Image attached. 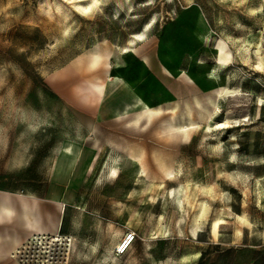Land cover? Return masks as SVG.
I'll return each mask as SVG.
<instances>
[{"label":"rangeland","instance_id":"1","mask_svg":"<svg viewBox=\"0 0 264 264\" xmlns=\"http://www.w3.org/2000/svg\"><path fill=\"white\" fill-rule=\"evenodd\" d=\"M87 1L0 0V200L60 236L26 240L18 214L27 234L0 264H264V0ZM219 88L208 126L179 139L185 104ZM167 101L180 111L135 119Z\"/></svg>","mask_w":264,"mask_h":264},{"label":"bare ground","instance_id":"2","mask_svg":"<svg viewBox=\"0 0 264 264\" xmlns=\"http://www.w3.org/2000/svg\"><path fill=\"white\" fill-rule=\"evenodd\" d=\"M85 1V0H84ZM95 0H92V3ZM88 2V1H87ZM89 3V2H88ZM91 2L85 6L79 5L82 9H88ZM255 10H251L254 12ZM154 22V19H150L147 21L140 32L134 33L131 39L132 44L141 45L145 42L146 32L149 31L150 26ZM219 52H222V48L218 46ZM133 51L131 49H125L124 53H128ZM111 59V52H107L101 50L98 47H95L90 54L89 62L91 65H95L100 61H105L108 63V60ZM142 62L147 64L148 59L145 56H142ZM110 79V78H109ZM93 87L98 89L100 99L104 97L105 94V84H94ZM226 88L217 89L213 92L214 98L211 99L209 97L205 104H202L200 99L197 97L193 98L192 104L186 103L184 106V111L182 113L181 121L177 124L176 130L179 132V139H185L186 141L190 140L192 134L199 130L201 127L208 126L207 122L211 118L213 114V110L210 108L211 106L214 108L217 103V99L225 95ZM230 94V93H227ZM138 99V98H136ZM136 105V104H135ZM180 111V105L177 101H167L156 105H144L142 108L136 111L135 119L141 121L144 124H150L154 122L155 119L163 117L166 114H176ZM132 117V115H131ZM223 128L228 127L227 120L221 124ZM132 151L131 156L138 158V161L142 165V158H140L138 154H136L135 149L131 148ZM62 155L68 157V159L73 162L77 158L78 155V147L73 145L71 142H66ZM156 160L159 161V164L164 167L165 170L171 168L163 160H160L158 157ZM163 182V181H162ZM182 209V207H181ZM17 214H22L25 220L27 227L30 229L29 235L26 240L36 241V244L40 245H48L52 243L59 242V237L56 233V230L51 233L47 226L45 225V220L42 219V214L37 209H35V204L31 205L26 200H20L17 204L9 198H3L0 200V219L2 218H11L15 217ZM218 221H214L212 224V233L216 234ZM49 225V224H48ZM57 229V226H56ZM127 244V240L125 242H121L119 244V249L121 250ZM128 246V245H127ZM126 246V247H127ZM17 251V249H15ZM14 251V252H15ZM45 262L43 261V263Z\"/></svg>","mask_w":264,"mask_h":264},{"label":"crops","instance_id":"3","mask_svg":"<svg viewBox=\"0 0 264 264\" xmlns=\"http://www.w3.org/2000/svg\"><path fill=\"white\" fill-rule=\"evenodd\" d=\"M40 202V200L38 199ZM41 206L43 207L42 203L40 202ZM18 215V214H17ZM21 215V214H19ZM22 222L24 223L25 220L23 219ZM21 220L19 218H2L0 219V262H3L8 256L11 255V253L14 251V247H16L18 244L19 237L15 234H20V238L22 239L25 234H27V230L23 227ZM14 237L12 240V244L10 245L11 247L7 250L6 247L9 245V237ZM17 238H16V237ZM20 242V240H19Z\"/></svg>","mask_w":264,"mask_h":264},{"label":"built area","instance_id":"4","mask_svg":"<svg viewBox=\"0 0 264 264\" xmlns=\"http://www.w3.org/2000/svg\"><path fill=\"white\" fill-rule=\"evenodd\" d=\"M132 237V236H131ZM132 239L129 238V241H127V244H129V242L131 241ZM120 250V249H119ZM120 252V251H119Z\"/></svg>","mask_w":264,"mask_h":264},{"label":"snow or ice","instance_id":"5","mask_svg":"<svg viewBox=\"0 0 264 264\" xmlns=\"http://www.w3.org/2000/svg\"><path fill=\"white\" fill-rule=\"evenodd\" d=\"M113 175H115V173H113Z\"/></svg>","mask_w":264,"mask_h":264}]
</instances>
